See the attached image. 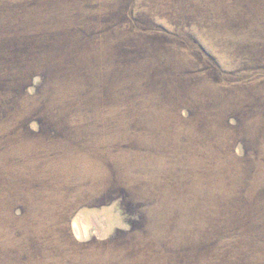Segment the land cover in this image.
I'll return each instance as SVG.
<instances>
[{
	"label": "rangeland",
	"instance_id": "rangeland-1",
	"mask_svg": "<svg viewBox=\"0 0 264 264\" xmlns=\"http://www.w3.org/2000/svg\"><path fill=\"white\" fill-rule=\"evenodd\" d=\"M0 264H264V0H0Z\"/></svg>",
	"mask_w": 264,
	"mask_h": 264
}]
</instances>
